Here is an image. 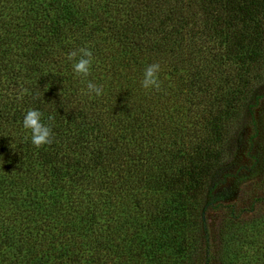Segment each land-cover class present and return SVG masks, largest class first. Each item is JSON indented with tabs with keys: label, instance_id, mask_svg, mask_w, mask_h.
I'll return each instance as SVG.
<instances>
[{
	"label": "trees",
	"instance_id": "obj_1",
	"mask_svg": "<svg viewBox=\"0 0 264 264\" xmlns=\"http://www.w3.org/2000/svg\"><path fill=\"white\" fill-rule=\"evenodd\" d=\"M263 96L264 0H0V264H264V170L212 196Z\"/></svg>",
	"mask_w": 264,
	"mask_h": 264
},
{
	"label": "rangeland",
	"instance_id": "obj_2",
	"mask_svg": "<svg viewBox=\"0 0 264 264\" xmlns=\"http://www.w3.org/2000/svg\"><path fill=\"white\" fill-rule=\"evenodd\" d=\"M255 119L259 134L253 140L251 154L255 162L244 156L245 138L248 130H239L234 141V151L230 161L217 173V186L212 190L213 202L221 204L241 202L254 193L259 173L264 170V96L259 100L255 109ZM263 207V208H262ZM261 208L264 210V205ZM217 264V263H215Z\"/></svg>",
	"mask_w": 264,
	"mask_h": 264
},
{
	"label": "clouds",
	"instance_id": "obj_3",
	"mask_svg": "<svg viewBox=\"0 0 264 264\" xmlns=\"http://www.w3.org/2000/svg\"><path fill=\"white\" fill-rule=\"evenodd\" d=\"M77 56H79V59H77ZM67 58L71 61H75V63L73 64V70L77 75L83 77H87L90 75L93 64V54L88 48H80L78 50H74L68 54ZM160 70L161 69L159 63H153L144 69L141 85L145 90L160 89L161 83L158 76ZM102 92V87H98L92 82H88L86 94L91 95L92 93H94L96 96H100ZM25 94H28V90L21 89V92L19 93L17 98H22ZM42 118V112H40L39 110L30 109L26 112L22 122L23 128L25 130H30L31 142L37 148L52 143L51 137L53 134L51 128L49 125L45 124L42 121ZM49 119H51V117H49Z\"/></svg>",
	"mask_w": 264,
	"mask_h": 264
}]
</instances>
